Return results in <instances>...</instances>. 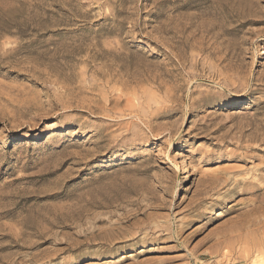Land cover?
Listing matches in <instances>:
<instances>
[{
	"label": "rangeland",
	"instance_id": "374dc122",
	"mask_svg": "<svg viewBox=\"0 0 264 264\" xmlns=\"http://www.w3.org/2000/svg\"><path fill=\"white\" fill-rule=\"evenodd\" d=\"M18 263L264 264V0H0Z\"/></svg>",
	"mask_w": 264,
	"mask_h": 264
},
{
	"label": "bare ground",
	"instance_id": "6f19581e",
	"mask_svg": "<svg viewBox=\"0 0 264 264\" xmlns=\"http://www.w3.org/2000/svg\"><path fill=\"white\" fill-rule=\"evenodd\" d=\"M69 249H70V248H69ZM45 253H46V252H45ZM32 255H33V254H32ZM38 256H39V257L41 256L42 258H44V254H42V253H40V252H39V254H38V253H37V254H34V255H33V258H35V257L37 258ZM38 259H39V258H38ZM23 260H24V259H23ZM36 263H37V262H36ZM18 264H19V263H18Z\"/></svg>",
	"mask_w": 264,
	"mask_h": 264
}]
</instances>
